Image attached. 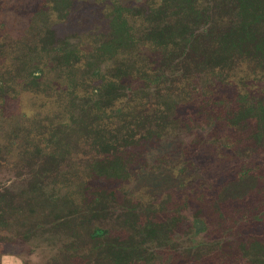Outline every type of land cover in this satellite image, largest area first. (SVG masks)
Segmentation results:
<instances>
[{
  "label": "trees",
  "instance_id": "1",
  "mask_svg": "<svg viewBox=\"0 0 264 264\" xmlns=\"http://www.w3.org/2000/svg\"><path fill=\"white\" fill-rule=\"evenodd\" d=\"M50 2L52 12L66 15L74 0ZM217 2L229 7L233 17L228 16L227 21L211 17L213 25L207 32L198 31L201 23L210 20L203 0H147L139 5L114 7L112 23L116 27L102 35L90 55L70 42L49 51L52 69L59 72L56 83H43L44 87H40L41 82L48 80L47 73L37 70L30 73L31 84L38 91L54 89L51 92H56L58 110L40 120V124L26 126L16 136L21 138L26 151L33 148L30 154L38 168L21 191L0 189V228L17 223L31 230L38 221L51 222L54 232L77 238V246H89V252L81 253L76 248L68 254L70 259L81 256L84 264H157L163 259L161 253L168 248L186 260L185 263L181 260V264L209 261L226 264L221 256V239L217 237L179 249L182 244L173 239L182 220L181 207L172 201L166 200L164 208H156L153 202L137 201L114 215L117 195L113 190L95 188L89 204H82L78 198L89 187L92 177L130 178L133 154H127V148L152 136L161 137L170 122V110L174 115V107L181 115H187L185 124L192 120L202 124L223 121L236 132L246 130L247 133L238 134L230 142L231 148L255 149L264 143V90L257 93L246 89L231 99L229 93L216 91L214 85L199 86L191 82L178 93L174 90L178 87L175 79H170L171 83L163 80L160 86L161 81L151 79L152 84L148 80L150 70L157 67L147 57L129 60L125 55L120 56L149 43L159 51L160 64L176 61L177 65L185 66L184 73L217 67L233 70L245 65L253 71L264 68V0ZM46 18L48 21L49 15ZM106 57L114 61L104 71L100 64ZM18 78L19 75L12 76L8 82L0 79V97L6 99L11 94L16 97L17 89L11 82ZM4 115L1 110L2 119H6ZM1 135L0 165L7 159L5 147L8 148ZM257 169L240 167L235 176L225 181L224 190L235 198L242 197L245 178H252L250 172ZM58 181L68 185L77 183V192L67 191L61 198L55 196L47 188L52 182L56 186ZM253 185L247 183L250 190ZM210 196L204 195L211 199ZM182 202L179 200V204ZM112 214L116 225L124 228L125 233L113 234L111 227L96 224H102L100 220ZM196 214L181 237L191 239L207 229L200 210ZM239 241L241 261L235 264H264V239L240 238Z\"/></svg>",
  "mask_w": 264,
  "mask_h": 264
},
{
  "label": "rangeland",
  "instance_id": "2",
  "mask_svg": "<svg viewBox=\"0 0 264 264\" xmlns=\"http://www.w3.org/2000/svg\"><path fill=\"white\" fill-rule=\"evenodd\" d=\"M203 1L210 20L200 24V33L211 28V17L219 21H227L231 15L233 17L232 10L223 4L218 5L217 0ZM146 2L147 0H74L72 7L64 15L63 12H52L49 8L50 0H3L0 9V79L5 78L8 82L12 76L19 75V78L18 81L11 82L16 86V97L12 94L6 99L0 97V113L1 110L4 111L6 118L0 117V133L4 142L8 143V148L5 147L7 159L0 165V189L21 191L27 186L38 163L32 161L33 148H29L30 152L26 151L21 138L16 136L22 134L20 132L26 126L38 125L40 120L48 114L54 115L58 110L56 92H51L54 89L35 90L30 73L39 70L45 75L47 73L48 80L41 82L40 87H44L43 83H56L59 72L52 69V55L49 51L63 42H70L71 46L80 47L90 55L102 35L116 27L112 23L114 7ZM201 39L206 42L204 38ZM150 46L147 43L120 56L123 58L122 55H125L129 60L147 57L157 67L156 70H150L148 80L152 84L153 80L161 81L160 86L163 80L171 83L170 79H175L178 87L174 90L178 93L186 90L191 82L199 86L214 85L216 91L229 93L231 99L237 93H245L246 89H253L257 93L264 90L262 67L256 71L246 69L245 65L233 70L217 67L200 73L193 70L184 73L185 66L177 65L176 61L160 64L159 51ZM104 60L99 64L105 71L114 60L108 57ZM135 81L138 86V80ZM27 85L31 88L23 89ZM172 112L170 110V122L161 137L152 136L127 148V154H133L130 178L116 180L92 177L88 182L89 187L78 197L79 201L89 204L94 197L92 190L95 188L113 190L117 195L114 215L137 201L145 204L153 202L156 208H164L166 200L172 201L174 205L181 207L182 220L173 239L177 244H182L180 250L189 244L196 245L217 237L221 239L222 261L226 264L239 263L240 238L264 239V143L255 149L242 146L239 147L240 150H236L231 148L230 142L242 132L225 126L223 121L202 124L192 120L185 124L183 121L188 118L186 114L178 113L177 107H174V115ZM176 123L178 125L173 129L171 126ZM245 133L246 130L241 135ZM83 153L86 152L83 150ZM251 166L258 169L250 172L252 178H245L242 197L235 198L232 193L224 190L225 181L235 176L240 167ZM56 183V186L54 182L50 183L47 188L55 196L61 198L68 194L67 191L77 192V183ZM247 183L254 184L251 190ZM207 193L211 195V199L204 197ZM179 200L183 202L179 204ZM198 210L207 229L191 239L181 237L182 232L196 218ZM164 211L167 212L166 209ZM110 216L100 220L102 224H96L103 228L111 227L113 234L125 233L124 228L116 225L113 214ZM76 240L69 234L54 232L51 222L47 223L45 220L35 223L31 230H27L26 225L15 223L10 228H0V264H84L86 262L81 256L73 259L68 257L76 248L81 253L89 252V246H77ZM168 249L161 253L163 259L157 264H181L182 258L176 255L177 252ZM185 261L182 260V263Z\"/></svg>",
  "mask_w": 264,
  "mask_h": 264
}]
</instances>
